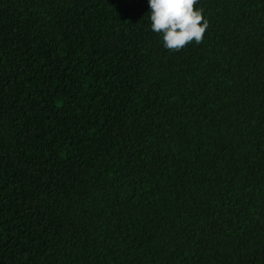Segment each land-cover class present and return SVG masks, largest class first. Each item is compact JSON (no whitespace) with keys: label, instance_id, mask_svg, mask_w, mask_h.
<instances>
[{"label":"trees","instance_id":"obj_1","mask_svg":"<svg viewBox=\"0 0 264 264\" xmlns=\"http://www.w3.org/2000/svg\"><path fill=\"white\" fill-rule=\"evenodd\" d=\"M0 264H264V0H0Z\"/></svg>","mask_w":264,"mask_h":264}]
</instances>
